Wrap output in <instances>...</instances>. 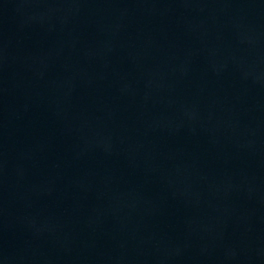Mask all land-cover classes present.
Segmentation results:
<instances>
[{"label":"water","instance_id":"water-1","mask_svg":"<svg viewBox=\"0 0 264 264\" xmlns=\"http://www.w3.org/2000/svg\"><path fill=\"white\" fill-rule=\"evenodd\" d=\"M160 0H0V201Z\"/></svg>","mask_w":264,"mask_h":264}]
</instances>
